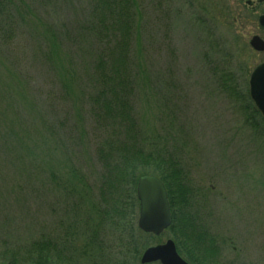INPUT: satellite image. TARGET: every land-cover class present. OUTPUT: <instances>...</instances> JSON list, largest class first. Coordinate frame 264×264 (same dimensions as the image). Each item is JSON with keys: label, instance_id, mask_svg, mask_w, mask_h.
Wrapping results in <instances>:
<instances>
[{"label": "rangeland", "instance_id": "obj_1", "mask_svg": "<svg viewBox=\"0 0 264 264\" xmlns=\"http://www.w3.org/2000/svg\"><path fill=\"white\" fill-rule=\"evenodd\" d=\"M262 14L259 0H0V264H143L149 247L169 239L191 262L189 236L208 248L205 264H264V118L249 85L264 62L250 44L255 35L264 39ZM46 28L79 71L74 96L42 64L51 45ZM98 55L99 72L118 76L101 101L117 94L127 106L105 100L110 117L95 114L104 110L100 100L94 105L104 89L93 68ZM123 109L135 119L136 137L174 146L179 163L159 167L175 194L172 212L190 225L176 221L159 236L141 230L138 178L133 212L125 209L118 225L105 221L95 240L101 246L61 256L51 248L47 262L33 260L34 253L26 259L33 240L65 229L71 218L54 175L67 182L73 168L95 191L91 196L86 182L72 178L84 196L74 191L70 206L100 200V153L126 149ZM9 132L17 137L9 141ZM27 146L39 165L24 155ZM135 163L138 177L162 179L153 163Z\"/></svg>", "mask_w": 264, "mask_h": 264}, {"label": "trees", "instance_id": "obj_2", "mask_svg": "<svg viewBox=\"0 0 264 264\" xmlns=\"http://www.w3.org/2000/svg\"><path fill=\"white\" fill-rule=\"evenodd\" d=\"M113 19V18H112ZM100 24H102L103 21L106 20L104 17L99 18ZM114 19H113V28H114ZM45 34H48L50 36L49 40L51 41L50 50L49 52L44 56H42V64L46 66L48 71L54 75L56 79L59 80L60 84L65 88L67 95L74 96V85L78 82V79H80L79 71L77 67H75L72 62L69 63V58L64 57L65 52L62 51V46L64 44L58 43V38L54 31L51 29L46 28ZM128 32V30H126ZM127 34V33H126ZM100 55V53H99ZM98 55V58L96 59V63L93 65V68L97 66L96 70L99 72L102 66V62L99 63L101 60V56ZM49 64L51 65L52 69L50 68ZM100 75H98L97 81L99 83H102L104 86V89L100 90L98 92L97 101L94 103V105L98 106L100 101L103 98H106V93L108 92L106 89V86L108 84H115L118 76H105L102 71L99 72ZM117 73V72H114ZM118 74V73H117ZM101 77V79L99 78ZM95 76V80H96ZM230 80V79H228ZM112 101L114 100L116 102V105L119 107H123L127 109V106L121 103L119 100L120 98L117 96V94L110 98ZM110 99H104L101 101V104L104 108L103 114H99L97 111H95V114L100 115L104 117L105 114L111 116L112 109L109 106L107 102H104L105 100ZM119 99V100H118ZM100 100V101H99ZM93 108V106H92ZM123 109L122 111H118V113H122V117L120 120L125 121L127 123V126L125 127V142L124 146L126 147L125 150L118 149L115 152L111 153H104L101 152L99 155V158H101L102 164H104L103 171L101 172L98 183L99 186L97 189V195L99 194L100 200L98 202H91L90 205L86 206L84 208V204H72L69 205L71 202V196L73 195L74 191H77L80 199L83 197V189L79 188L81 181H84V178L78 177L77 175L73 174L70 169V177L68 181L66 182V179H64L62 176L54 175V179H56V183L54 184L55 187L60 189L61 193L63 194L61 197L63 198V201L65 202L66 211L69 210L71 218L68 217V226L64 229H54L53 231H49L46 234H43L40 239L33 240L31 243V247L26 249L25 257L26 259H32V255L34 253L35 259H39L41 262H47L49 260V256L45 255L44 252L46 249H55V251L61 256L64 251H68L69 249L74 251V255L79 251H83L84 249H81L82 245H85V247H91L94 246L97 242L99 246H101V239H97L96 237L99 235V233H102L104 231L105 223L107 224H117L120 222V219H125V214L127 212V208H129V213L133 212V209L135 205L137 204V199L135 196L132 195L131 187L132 189L137 183L138 176L136 174V169L138 167V164L135 163L136 160H138L140 163H153L156 168H158L160 171L159 174L162 177V180L166 182L168 177L165 174L161 173L162 165L169 160L170 165H175L179 163V158L176 154V151L174 146L170 142H160L157 143V141L154 140H148L147 137H145V134H141L140 137H136L134 131V125H135V119L131 115V112L129 110ZM125 116H128L127 118ZM10 134L8 140L10 141ZM12 138L17 137V133L12 132L11 134ZM127 140H129L130 143H127ZM21 143L25 142L22 140ZM145 148H151L150 150H146ZM131 149L132 151H128ZM36 152L34 150L30 149L29 146L26 147L24 155H32V164L34 166L39 165V159L35 155ZM104 158V160H103ZM106 158V160H105ZM53 163V160H52ZM51 163V164H52ZM23 164V163H22ZM66 165V163L64 164ZM181 166V163H180ZM63 170V173L67 175L66 171ZM175 171V178L178 179V181L181 180V177L179 176V169H174ZM72 178L80 181L79 184L71 183ZM53 179V180H54ZM58 179V182H57ZM170 180L173 181L174 177L170 176ZM77 182V181H76ZM88 191L91 193H95L91 185L88 184ZM69 184V186H68ZM169 195H170V201H171V207L173 208L175 205V197L173 194V190L171 186L168 188ZM110 194L106 196V194ZM33 196L37 195L38 192H33ZM130 195V196H129ZM113 196L120 197L119 199L114 198ZM128 197L124 199L123 197ZM181 197V196H180ZM116 199V200H114ZM82 212H84L82 216ZM180 219L178 220L177 215L173 212V223L171 225L174 226L176 221H180V223H184L186 227H188L187 224V218L185 216H180ZM95 218V219H94ZM99 218L98 222L97 219ZM75 219L76 223L73 222ZM184 219V221H182ZM106 221V222H105ZM79 222L81 223L83 227V231L81 230V233L79 231ZM83 222V223H82ZM189 223V221H188ZM61 224L65 227V222L61 221ZM117 225H113L116 227H119ZM114 227V228H115ZM195 227V226H193ZM89 233H87V231ZM90 234H92L90 236ZM181 235L179 234V237ZM178 243L180 244L181 238H178ZM201 239V238H200ZM86 240V241H85ZM85 241L83 244H79V242ZM187 246H194L196 253L195 255H190V260L194 264H200L197 261V258L201 260V264H205L202 262L203 260H207L209 255H206L209 250L206 245L199 243L198 241H192L189 236V240L187 239ZM103 244V243H102ZM42 245L40 248H37L36 246ZM45 246H47L45 248ZM40 253V255H39ZM37 254V255H36ZM75 257V256H74ZM32 260V261H33ZM36 261V260H35ZM211 264H218V263H211Z\"/></svg>", "mask_w": 264, "mask_h": 264}, {"label": "water", "instance_id": "obj_3", "mask_svg": "<svg viewBox=\"0 0 264 264\" xmlns=\"http://www.w3.org/2000/svg\"><path fill=\"white\" fill-rule=\"evenodd\" d=\"M251 3L248 1V4ZM259 23L264 27V14L259 17ZM250 44L256 51H264V39L259 35L253 36ZM249 85L250 96L264 116V62L252 72ZM137 197L140 202L139 227L147 233L160 235L172 223L171 205L164 182L156 175L141 176L137 184ZM158 260L162 264H189L179 254L173 239L149 247L144 252L141 262L145 264Z\"/></svg>", "mask_w": 264, "mask_h": 264}, {"label": "flooded vegetation", "instance_id": "obj_4", "mask_svg": "<svg viewBox=\"0 0 264 264\" xmlns=\"http://www.w3.org/2000/svg\"><path fill=\"white\" fill-rule=\"evenodd\" d=\"M189 262V261H188ZM190 264H192L191 262H189Z\"/></svg>", "mask_w": 264, "mask_h": 264}]
</instances>
